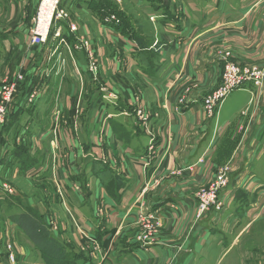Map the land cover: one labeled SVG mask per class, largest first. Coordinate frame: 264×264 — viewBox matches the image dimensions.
I'll return each mask as SVG.
<instances>
[{
    "label": "crops",
    "instance_id": "obj_1",
    "mask_svg": "<svg viewBox=\"0 0 264 264\" xmlns=\"http://www.w3.org/2000/svg\"><path fill=\"white\" fill-rule=\"evenodd\" d=\"M77 1L84 8L85 16L99 19L96 23L105 44L95 51L101 61V83L110 88V94L117 100L110 94L103 99L82 62L85 79L90 78L91 82L86 84L87 103L80 110V124L78 122L79 128H76L69 119V97L65 96L61 118H57L51 97L53 89L58 90L57 81L77 82L74 67L70 73L60 70L61 77L52 78L49 83L50 87L51 83L56 87L44 91L51 99V104L45 106L43 112L45 122L42 120L34 131H29L30 140L26 139V142L29 147L35 141L41 142L48 149L53 138V123L58 119L61 130V141L58 143L62 155L70 154L72 145L78 144L77 141L84 142L86 151H93L97 145L96 138L103 131L116 165L103 166V161L97 157L98 163L88 161L89 158H79L78 166L76 160H69L74 163L70 165L60 157L54 160L45 154V175H50L49 179L65 196H73L64 202L59 199L63 209L64 205L67 206L64 210L69 211V218L60 223L57 216L50 213L49 216L55 218L58 224L60 235L46 225L48 240L51 245L64 248L63 253L71 258L69 264H206L201 260H207L209 254L202 248L209 243L212 235L218 234L228 242L241 224L242 217H251L249 219L255 224L264 219L263 214L261 218L256 217L264 212V88L257 89L248 84L235 93L232 97H235L237 106L228 111L230 118L223 124V106L213 118L207 117L202 106L205 94L222 77L224 61L217 56V51L230 49L235 61L264 66V0H141L142 5L152 9L148 18L150 22L153 19L157 33H147L138 23L133 28L129 25L128 35L118 30L120 23H107L106 20L104 23V17L106 19V15H111L107 11L103 14V2L108 0ZM111 3L115 7V3ZM119 13L123 21L130 24L129 14L124 9H120ZM230 19L229 27L232 28L213 30ZM198 35L202 37L196 43L192 42ZM75 38L77 36L74 35L72 39ZM90 40L93 43L92 38ZM0 44V50L7 48L5 43ZM222 44L225 48L220 47ZM62 56H59L62 63L58 61L61 67V64L65 65ZM47 57L46 54L45 60ZM41 59L36 62L37 56L29 58L27 66L22 67L25 77L31 79L26 81L29 88L39 85L41 90L44 87L37 77L45 71ZM51 62L54 64L56 61L53 59ZM16 69L14 72L18 71ZM127 74L139 79L145 103L160 113L150 133L140 127L132 114L130 94L109 84L110 78H121ZM180 80L199 83L200 88L187 97L185 109L177 114V98L183 91L167 95L169 86L165 85L168 82L177 84ZM17 100L12 104V110L13 107L17 110ZM245 112L249 113L247 117L243 116ZM250 118L252 122H249ZM154 139L157 152L152 156L151 164L145 167L143 160H147L148 148ZM221 147L223 149L219 151ZM24 151L26 155L31 151L37 153L32 147ZM4 153L1 149L0 168H9L10 180L20 179L21 155L12 154L11 162L6 166L2 163ZM227 163L232 164V172L229 174V187L220 195L222 211L210 212L195 222V191L201 184L210 181L219 166ZM26 168H29L28 177L31 174L35 176L34 170ZM40 169L44 170L43 165ZM151 180L155 181L151 184L153 191L145 193ZM142 194H145L143 203L147 201L148 205L145 212L155 214L166 226L153 248L141 246L134 238L137 216L146 210L136 203ZM4 205L5 199L0 198V206ZM28 207L10 202L8 209L14 211L7 224L13 233H17L23 246H20L22 253L33 256L34 244L19 229ZM64 210L62 214H66ZM193 222L196 226L190 230L187 241L174 238L175 226H191ZM179 243L184 244V249L175 256L173 250ZM48 248L47 243L45 252ZM100 255L106 259L102 260ZM208 263L213 264L210 260Z\"/></svg>",
    "mask_w": 264,
    "mask_h": 264
},
{
    "label": "rangeland",
    "instance_id": "obj_2",
    "mask_svg": "<svg viewBox=\"0 0 264 264\" xmlns=\"http://www.w3.org/2000/svg\"><path fill=\"white\" fill-rule=\"evenodd\" d=\"M42 1L43 0H0V42L5 43L7 47L5 50H0V85H3L6 81L15 78L18 75V72H22L24 66H27L26 62H29V58H36L37 56L36 62L42 58V69L45 70L43 73L37 75V77L42 80L41 82H43L42 86L44 87H42L43 89L41 88V90L38 89L39 85L34 88L27 87L26 81L28 82L31 79L27 78V76L25 77L22 89L18 92L15 98L16 100L18 99L17 110H14V108L16 107H13L12 110V107L9 106L7 108V112L3 116V122L0 125V150L2 149L3 152H5L2 159V163H4V165L8 166L11 162L12 154L14 155L20 150L24 151L25 149H30V147H32V149L37 152L36 154H33L31 151V153L22 155L19 158V164L21 165L19 171H22V173L19 175L20 179L10 180L8 178L9 168H7L6 170H3L4 168H0V198L5 199V205L2 207L0 206V264H49L47 261V255L31 240L30 241L35 246L33 250V256H26L24 253H22L20 249V246H22V244L17 237V233H13V231H11V227L7 224L9 222L8 218L14 211V209H8L10 202L18 203L19 205H22L24 207L29 206L28 208L32 209L36 214H38L43 219L44 224L58 235H60L58 224L55 218L49 216L50 213L54 214L55 217L57 216L56 218L60 223L67 219V217L69 218V211H67L68 213L65 211L67 210V206L64 205V210L60 200L64 202L67 201L68 197L73 196H70L69 194L65 196L62 190H58V188L55 187L54 181L49 179L50 175H45V154L51 156L52 158H54V160H58L59 157L61 158V160L67 162L69 160H71V162L76 160L75 164H77L78 166L79 160L77 159L79 158H89L88 161L92 163H98L99 161L96 158V151H98L103 156L98 157L103 161L102 164H99L109 166L116 165V162L113 161L114 158L111 149L107 146V140H105V134L103 131L98 134L96 138L97 145L94 146L96 149H94L93 151H86L84 147L85 145L83 146L84 142L82 143V141L80 142L76 140L78 144L72 145V152L70 154L68 153L62 155L59 145L61 141V130L59 129L58 119L57 121H55V123H53V138L51 143L48 144V149H45V145H42L43 143L41 142L35 141L30 147L26 142V139L30 140L29 131H34L37 124H39V122H42V120L45 122V119H43V112L45 111V106L51 104V99L49 98L48 92L45 93L44 91L47 88L50 89L54 86L56 87V84L52 83L50 87L49 83L52 82V78L61 77L62 73L60 70H62L63 73H70L72 71V68L74 67L73 70H75L73 72L77 74V82L75 83L71 80L68 82L57 81L59 82L58 90L53 89L51 97L53 98V102L56 106L57 118H61V115L63 116V105L65 103V98L69 97V119L76 128H79L78 122L80 120V110L83 109V107L87 103V98L85 97V93H87L86 84L88 82H91L92 79L97 85L98 92L101 93L104 100L107 99L106 95H109L111 93L110 88L101 83V61L95 55L96 49L98 50L100 46H105L98 29V25L96 23L99 22V19L96 16H93V18H90V15L85 16V14L83 13L84 8L79 5L77 0H59L58 4L56 5V10L53 12V18L50 25V34L47 38V41L45 43L37 44L34 41L33 32H36L38 28V15H40V7ZM112 1L115 3V7L111 3ZM112 1L110 2L108 0L107 2H103L104 15L105 10L107 9L105 8V6L117 12H120V9H124L129 14L130 17H128L131 18H128L131 28L140 23L147 33H157V30L154 27L155 25L153 24V19H151V23L148 18V14L152 9L146 8L145 5H142L144 3H141V0ZM169 1L171 2L172 0ZM231 4L232 1L229 5L231 6ZM176 5L178 7L179 3ZM31 7L34 11L32 12L30 18V12L32 11H30ZM180 11L181 9H179L178 12ZM61 13H64L67 17L65 19L55 20V18H60ZM110 16H116L117 19L116 13H111ZM109 17H107V15L106 19L104 17V23L105 20H107V18ZM231 22V19L227 20L225 23H223V25H220L213 30L216 32L224 29H230L232 28L229 27V24ZM72 35L77 36V38L72 39ZM201 37V35H198L197 38L192 42L196 43ZM91 38L93 43L90 42ZM155 45L157 44L155 43ZM220 47L225 48L223 44ZM227 50L228 49H221L216 53L217 56H219L224 61L222 77L217 82L218 84H216L213 89L205 94L203 100L212 97L215 92H218L221 89L225 88L227 84L226 75L228 64H232L236 68H240L242 72L248 68H257L258 70L260 69V71L264 72V66H261L259 64H243L239 61H235L233 53L229 51L230 49L228 51ZM44 54L48 55L46 60ZM62 54V57L65 59V65L61 64V67L58 66L60 64L58 61L62 60L59 57ZM49 58L51 59L48 60ZM53 59L56 62L54 64H52L51 62L50 64V61ZM82 62L85 63L84 70L87 69L86 72L91 75V79H85L86 76H84V73L82 72ZM93 62L96 63L95 66L92 65ZM68 64L70 65L68 66ZM15 67H17V72H14ZM185 79L188 80L187 78ZM186 80H180L177 84L168 82V84L165 85L169 86L167 95H170L176 91H183L182 94L177 98V107L175 108V112L177 114H179L178 104L180 103V101H187V97L190 96L192 92H197V90L200 88L199 83L191 82V80ZM109 82L110 85L130 94V99L132 102V114L139 123L137 116L139 114L138 110L139 108H141L144 112L142 117H149L147 120V127L149 131H151L153 122L160 117V113L153 111L145 103L142 93L144 90L142 89L143 86L141 85L139 79L135 75L127 74L121 78H110ZM34 91L39 92L38 97H40L42 91L43 94L39 100H37V97L36 100L30 103L29 98ZM238 91L239 90L233 91L222 105L225 108L221 119L222 124L224 123V121H227L230 118L228 111L237 106V103L234 101L235 97L232 96ZM110 95L113 96V94ZM166 101H169L168 97ZM136 106H139L137 111ZM37 108H39V115ZM248 115L249 113L247 112L243 114V116L245 117H247ZM81 122H83L82 119ZM249 122H252L251 118L249 119ZM213 124L215 125V121H213ZM140 127L144 130L143 126L140 125ZM43 133H45V130L43 131ZM222 149L223 148L221 147L219 151H221ZM71 162H68V164H74ZM41 165H43L44 167V170L42 171L40 169ZM26 166L30 167V169L36 172V174H34L35 176H32V174L31 176L29 175V177L27 176V169L29 170V168H26ZM226 166V169H228V171L226 174H222V176L227 181L228 185L225 188L227 189L230 185V175H228V172H232L231 163L219 166L216 173H214V175L211 177L210 181L206 184H201L195 191V222L200 221L210 212L212 213L213 211H222L223 206L220 210H218L217 207L219 205H223L220 196L223 190L217 192L215 200L213 202H210L212 204H214L215 202L214 206H212L208 211L204 213H201L199 210L203 209V206H206V208L209 206L208 204H205L204 196L209 195L212 189L215 188L214 186L220 180V170L222 168H225ZM51 172H53L52 166ZM173 175L180 176L181 174L173 173ZM26 177H28V179ZM152 183L154 184L155 181L151 180V182L149 183V187L145 188V190H147L145 191V193H150L151 191H153ZM144 195L145 194H142L141 199L136 203H138L140 206L142 205V207H145L146 210H143L145 212L147 211L148 205L146 204L147 201H144L145 204L143 203ZM19 209L23 210L21 208ZM63 210L66 214H62ZM101 211L102 209L101 207H99V212ZM262 214L264 215V212H262L260 215L257 214L256 217L261 218L263 216ZM139 217L140 215L137 216V233L134 238L136 242H138L140 237H150L151 235L153 238V240L151 241L154 242L150 243H152L153 245L145 248H153L155 247L156 243L158 244L159 239L161 238V235H163L162 233L166 228L164 221L157 216L159 218V221L156 222H161L163 226L151 229L141 223L139 221ZM249 218L251 217L246 216L241 218V224L237 226L235 232L229 237L228 242L227 240L221 238V236H219L218 234L212 235L209 243L202 248L203 251H208L209 258L207 260L203 259L201 260V262L204 263L206 261V264H209L208 260H210L213 264H264V219H261L263 221L255 224L252 223V220ZM195 222H193L191 226H185L184 224L179 227L178 225L175 226L174 232L176 235L174 236V238L177 240H182L183 242L187 241L190 238V230L194 229L196 226ZM27 238L29 237L27 236ZM175 245L178 246L175 250H173L176 256L177 253L181 252L184 249V244L179 243ZM141 246L145 245L141 244ZM169 250L171 251L170 247ZM11 257H13V259H11ZM100 257L102 258V260L106 259L104 255H100Z\"/></svg>",
    "mask_w": 264,
    "mask_h": 264
},
{
    "label": "built area",
    "instance_id": "obj_3",
    "mask_svg": "<svg viewBox=\"0 0 264 264\" xmlns=\"http://www.w3.org/2000/svg\"><path fill=\"white\" fill-rule=\"evenodd\" d=\"M47 0H43L41 3V7H40V15H38V28L36 30V32H33L34 35V41L37 44H41V43H45L47 41V38L50 34V25L48 29L46 30V32L41 31L42 30V18L43 16H45V14L50 13L51 15V8L50 7H45ZM55 7L53 8L52 11V17L53 18V12L56 10V5L58 4L59 0H55ZM67 16L64 13H61L60 18H55V20H59V19H65ZM61 21V20H60ZM52 22V20H51ZM106 22H112L115 24H119L120 21L116 16H110L109 18H107ZM93 66L96 65L95 62L92 63ZM227 84L225 86L224 89H221L218 92H215L213 94L212 97L203 100V107H204V111L206 112V114L208 115V117H215L217 114V110L223 105L224 101L228 98V96L235 90H240L245 88L248 84H252L255 88L257 89H261L264 88V72L260 71V69L258 70L257 68H248L246 70H244L242 72V70L240 68H236L234 65L232 64H228L227 65ZM25 81V75L23 74V72H18V75L13 78L12 80L6 81L3 85H0V125L3 122V116L5 115V113L7 112V108L10 106H12V104L15 101V98L18 94V92L22 89V86L24 84ZM39 92L38 91H34L32 93V95L29 98V102L32 103L34 100H36V98L38 97ZM114 100H117L116 96L112 97ZM187 105V101H183L181 100L180 103L178 104V111L179 113H181L184 108ZM139 108V106H136V111ZM138 120L141 126L144 127V130L149 132L148 129V125H147V120L148 118H145L143 115V110L141 108H139L138 110ZM140 115V116H139ZM138 123V124H139ZM149 149V156L147 158V160H143L145 167H148L151 164V159L152 156H154L157 152V148H156V140H152ZM97 153V158L101 157V153H99L98 151H96ZM103 157V156H102ZM99 160H101V158H98ZM200 162H203V160H201ZM227 166L225 168H222L220 170L221 172V176H220V180L216 183V185L214 186L215 188L212 189L211 193L209 195H205L204 196V202L205 204H208L209 206L206 208V206H203V209H198L201 213H204L206 211H208L212 206H214V204L210 203L213 202L216 198V194L217 192H219L220 190H224L227 187V181L226 179L222 176V174H226L228 169H226ZM230 174V172H228V175ZM223 205H219L217 208L218 210L221 209ZM139 207L142 208V205ZM139 221L141 223H143L146 227H149L151 229H154L155 227H159V226H163V224L157 223L156 221H159V218L157 216H155V214L152 213H147L144 212L140 215L139 217ZM153 240L152 236L150 235V237L146 236V237H140L138 243L141 245H145L143 247L146 246H151L153 245L150 242H154L151 241ZM11 259H13V257H11Z\"/></svg>",
    "mask_w": 264,
    "mask_h": 264
},
{
    "label": "trees",
    "instance_id": "obj_4",
    "mask_svg": "<svg viewBox=\"0 0 264 264\" xmlns=\"http://www.w3.org/2000/svg\"><path fill=\"white\" fill-rule=\"evenodd\" d=\"M105 8H107L105 11L108 12L112 10L111 8H108L106 6ZM111 13H116L117 18L120 21V25H118L117 27L118 30L120 32H123V34L125 33L126 35H128L130 32V26H129L130 24L123 21V17L119 12L112 10ZM124 20L127 21L126 19ZM17 153L20 154L21 156L26 155L25 151L22 150L18 151ZM25 213L26 214L24 215V217L26 218L20 221L19 228L29 237V239L38 248H40L44 253H46L48 263L52 264L53 262V264H69V259L71 260V258H69L68 255H65L63 253L65 251L64 248H61V246H53L48 240L47 237L48 231L46 229V225L43 222V219L38 214H36L32 209L27 208ZM47 243L50 248H48L47 251L45 252V245ZM61 251L63 254L61 253Z\"/></svg>",
    "mask_w": 264,
    "mask_h": 264
},
{
    "label": "bare ground",
    "instance_id": "obj_5",
    "mask_svg": "<svg viewBox=\"0 0 264 264\" xmlns=\"http://www.w3.org/2000/svg\"><path fill=\"white\" fill-rule=\"evenodd\" d=\"M55 0H47L46 1V4H45V7H50L51 9V15H52V11H53V8L55 7ZM50 15V13L48 14H45V16H43L42 18V23H41V26H42V30L43 32H46V30L48 29L49 27V24L51 23V20H52V16Z\"/></svg>",
    "mask_w": 264,
    "mask_h": 264
}]
</instances>
